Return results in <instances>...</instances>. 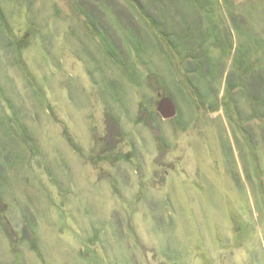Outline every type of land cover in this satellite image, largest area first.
I'll use <instances>...</instances> for the list:
<instances>
[{
    "label": "rangeland",
    "instance_id": "374dc122",
    "mask_svg": "<svg viewBox=\"0 0 264 264\" xmlns=\"http://www.w3.org/2000/svg\"><path fill=\"white\" fill-rule=\"evenodd\" d=\"M111 1L0 0V264H264V0Z\"/></svg>",
    "mask_w": 264,
    "mask_h": 264
},
{
    "label": "trees",
    "instance_id": "16d2710c",
    "mask_svg": "<svg viewBox=\"0 0 264 264\" xmlns=\"http://www.w3.org/2000/svg\"><path fill=\"white\" fill-rule=\"evenodd\" d=\"M98 1V0H97ZM111 3L113 4V8L114 9H116V8H119V7H121V5L119 4V2H116V0L114 1V0H112L111 1ZM130 3V4H129ZM127 4V5H126ZM155 4V0H151V1H145L144 2V0H125V5H126V7L130 10H132L135 14L137 13V15H138V17H139V19L141 20V21H143V23H146L148 26H153L154 24H156V23H158V24H162V25H166V27H165V30H166V40H168V42L172 45L171 46V49L173 50V49H175V51L176 52H178V53H180V54H182L183 56H184V58L187 60L186 61V63H189V62H191L193 65H194V63H193V61L192 60H194L192 57H188V55H187V52L189 51V50H187V46L189 45V44H187L186 42H185V39L184 38H182V37H180L178 40H176L175 39V41H174V38H173V36H176L177 34H180L179 32H176L171 26H168V25H170L169 24V22L168 23H166V21L165 22H161V21H159V18H157L155 15H154V13H155V11H154V9L152 8L153 6L152 5H154ZM94 10V9H93ZM137 10V11H136ZM95 12H97L96 10H94ZM88 12H90V11H88ZM88 12H86L85 14H86V16H87V14H88ZM118 16H119V19L121 20V18H120V13H119V10H118ZM123 20H125L124 18H122ZM137 19L138 18H136V20L134 19H132L131 17H129V20H128V23H133V25H135L134 26V28H137V26H136V23L135 22H137ZM126 22V21H125ZM127 23V22H126ZM168 24V25H167ZM129 25V24H128ZM122 33H123V31H122ZM137 35H138V32L136 31V30H134V35L133 36H136L137 37ZM123 36H124V38L125 39H127L129 36H126V34H123ZM135 38V37H134ZM130 39V38H129ZM11 42V41H10ZM10 44V43H9ZM138 47V51H137V53H136V55L138 56H136L138 59H140V62L141 63H143V64H145V65H147V61L146 60H144L143 59V56L141 55L142 54V52H140V51H143V52H145V48H140L139 46H137ZM135 51H136V49H135ZM140 52V53H139ZM185 52V53H184ZM145 53H147V51L145 52ZM191 53V52H190ZM166 54H168V49H167V51H166ZM211 54V53H210ZM169 56V55H168ZM190 56V55H189ZM198 65V63H196L195 64V66H197ZM124 68H125V66H123ZM129 67L127 66L126 68H125V70L126 69H128ZM187 71H188V73H190V72H193L194 71V67H187ZM130 75H132V74H130ZM133 76V75H132ZM187 76H188V74H187ZM138 79V78H137ZM112 88V87H111ZM113 89V88H112ZM1 90V89H0ZM1 93H3V95H5V93L4 92H2V91H0V94ZM166 97H168V96H166ZM5 101L6 102H10V99L8 98V97H6V99H5ZM1 113V112H0ZM3 118H4V116H3ZM0 119H1V117H0ZM3 120V119H2Z\"/></svg>",
    "mask_w": 264,
    "mask_h": 264
},
{
    "label": "water",
    "instance_id": "95a60500",
    "mask_svg": "<svg viewBox=\"0 0 264 264\" xmlns=\"http://www.w3.org/2000/svg\"><path fill=\"white\" fill-rule=\"evenodd\" d=\"M165 104L167 105V107L170 104L169 109L168 108L166 109ZM158 110H160L164 114V117H170L173 115V113H176V106L170 97H164L159 102ZM15 264H27V263L24 261H19Z\"/></svg>",
    "mask_w": 264,
    "mask_h": 264
}]
</instances>
